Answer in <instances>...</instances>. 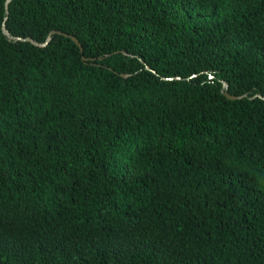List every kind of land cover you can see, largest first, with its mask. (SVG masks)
<instances>
[{
	"label": "trees",
	"instance_id": "obj_1",
	"mask_svg": "<svg viewBox=\"0 0 264 264\" xmlns=\"http://www.w3.org/2000/svg\"><path fill=\"white\" fill-rule=\"evenodd\" d=\"M7 1L0 264H264V0Z\"/></svg>",
	"mask_w": 264,
	"mask_h": 264
},
{
	"label": "water",
	"instance_id": "obj_2",
	"mask_svg": "<svg viewBox=\"0 0 264 264\" xmlns=\"http://www.w3.org/2000/svg\"><path fill=\"white\" fill-rule=\"evenodd\" d=\"M12 0H8L7 1V7H8V4L11 2ZM4 32L7 34V31H6V28H5V26H4ZM53 33H56V32H53ZM80 47H81V45L79 44V42L77 41V39L76 38H74L73 36H70ZM51 38H49V40H50ZM28 41H30V42H33V40L32 39H28ZM35 45H39L38 43H34ZM47 44V43H46ZM225 95L229 98V99H232V100H236V99H241V98H239V97H234V96H230V95H228L227 93H225Z\"/></svg>",
	"mask_w": 264,
	"mask_h": 264
}]
</instances>
